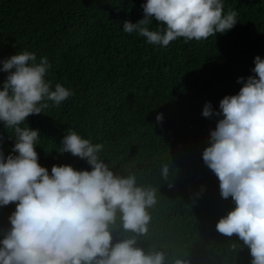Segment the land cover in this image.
Listing matches in <instances>:
<instances>
[{
    "label": "trees",
    "instance_id": "obj_1",
    "mask_svg": "<svg viewBox=\"0 0 264 264\" xmlns=\"http://www.w3.org/2000/svg\"><path fill=\"white\" fill-rule=\"evenodd\" d=\"M144 2L0 0V60L24 50L47 56V78L73 91L25 121L39 130L38 163L49 173L53 165L90 170L85 160L58 152L67 130L103 143L101 158L114 172L134 171L140 184L157 189L149 235L139 247L165 251L167 264L177 256L188 264H250L248 247L215 227L235 204L221 197L218 178L203 162L216 118L201 113L205 102L218 110L224 96L239 91L238 77L254 75V57L264 58V0H225V11L238 12L233 29L167 47L123 31L124 21L143 18ZM6 75L0 72V83ZM10 132L0 123L5 156L14 145ZM162 163L170 164L167 180ZM14 210V203L0 206V239Z\"/></svg>",
    "mask_w": 264,
    "mask_h": 264
},
{
    "label": "clouds",
    "instance_id": "obj_2",
    "mask_svg": "<svg viewBox=\"0 0 264 264\" xmlns=\"http://www.w3.org/2000/svg\"><path fill=\"white\" fill-rule=\"evenodd\" d=\"M141 7L143 18L124 21L123 31L158 47L178 38L207 40L238 23L225 0H145ZM253 64L254 75L238 77L239 91L224 96L218 110L205 102L201 115L216 124L202 159L218 178L221 197L235 204L216 230L236 235L249 249L250 264H264V58L255 56ZM51 67L47 56L28 50L0 60L7 74L0 83V123L14 140L7 156L0 150V206L15 204L0 239V264H167L165 251L138 246L149 235L157 189L140 184L134 171L114 172L101 158L103 143L67 130L58 152L85 160L90 170L53 165L49 173L38 163L39 130L26 119L73 95L63 84L53 86ZM169 173L170 164L162 163V179ZM171 264L188 260L177 256Z\"/></svg>",
    "mask_w": 264,
    "mask_h": 264
}]
</instances>
